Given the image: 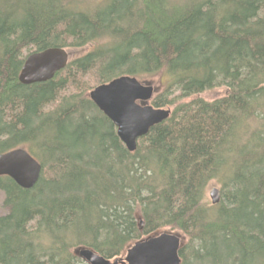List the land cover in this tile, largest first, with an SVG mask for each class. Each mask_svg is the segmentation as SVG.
<instances>
[{
  "label": "trees",
  "instance_id": "16d2710c",
  "mask_svg": "<svg viewBox=\"0 0 264 264\" xmlns=\"http://www.w3.org/2000/svg\"><path fill=\"white\" fill-rule=\"evenodd\" d=\"M49 47L90 48L23 84ZM122 75H164L151 104L172 110L134 152L88 95ZM19 147L42 173L0 176V264L115 259L163 230L185 235L182 264H264V0H0V154Z\"/></svg>",
  "mask_w": 264,
  "mask_h": 264
},
{
  "label": "water",
  "instance_id": "95a60500",
  "mask_svg": "<svg viewBox=\"0 0 264 264\" xmlns=\"http://www.w3.org/2000/svg\"><path fill=\"white\" fill-rule=\"evenodd\" d=\"M69 60L66 49L59 47L33 52L26 57L19 79L23 84L50 80L67 66ZM156 91L151 80L122 75L97 85L88 95L115 124L127 148L134 152L139 138L171 115L170 108L151 104ZM41 173V163L23 147L0 154V176L11 177L23 188L34 187ZM219 193L218 188L211 190L213 204L219 203ZM185 241L183 233L163 230L134 242L123 256L115 259H108L87 247L77 248L75 253L88 264H182L180 249Z\"/></svg>",
  "mask_w": 264,
  "mask_h": 264
},
{
  "label": "rangeland",
  "instance_id": "374dc122",
  "mask_svg": "<svg viewBox=\"0 0 264 264\" xmlns=\"http://www.w3.org/2000/svg\"><path fill=\"white\" fill-rule=\"evenodd\" d=\"M89 1V4H96L97 2H101V0H86ZM84 4V3H83ZM90 47H85V48H75V49H66L69 59H73L75 57H78L82 54H84ZM142 80H151L153 81L155 87H156V94H158L159 92H162L165 89V84H166V78L164 75H160V76H155V77H151V78H146V79H142ZM227 92V88L224 86H219V87H215L211 90L206 91L202 96L208 100H214L216 98H219L221 96H224ZM193 97L190 98H186L184 99V101H189L191 100ZM223 182L216 178L213 179L207 189V199L210 203H212V198L210 196V192L213 188H218L220 190V198H222V190H223ZM4 192L0 190V215L7 213L8 209L4 206Z\"/></svg>",
  "mask_w": 264,
  "mask_h": 264
},
{
  "label": "bare ground",
  "instance_id": "6f19581e",
  "mask_svg": "<svg viewBox=\"0 0 264 264\" xmlns=\"http://www.w3.org/2000/svg\"><path fill=\"white\" fill-rule=\"evenodd\" d=\"M12 68V67H11ZM98 85V84H97ZM57 102V101H56ZM79 111V110H78ZM96 114V113H95ZM88 121V120H87ZM256 139V138H255ZM227 175V174H226ZM161 177V176H160ZM67 240V239H66ZM70 240V239H69ZM248 254V253H247Z\"/></svg>",
  "mask_w": 264,
  "mask_h": 264
}]
</instances>
